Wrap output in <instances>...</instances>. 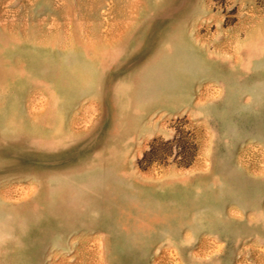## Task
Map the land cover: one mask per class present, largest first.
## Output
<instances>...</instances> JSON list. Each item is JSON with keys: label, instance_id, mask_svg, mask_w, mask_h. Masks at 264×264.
I'll return each instance as SVG.
<instances>
[{"label": "rangeland", "instance_id": "rangeland-1", "mask_svg": "<svg viewBox=\"0 0 264 264\" xmlns=\"http://www.w3.org/2000/svg\"><path fill=\"white\" fill-rule=\"evenodd\" d=\"M0 264H264V0H0Z\"/></svg>", "mask_w": 264, "mask_h": 264}]
</instances>
